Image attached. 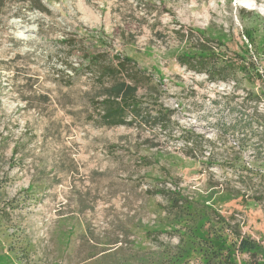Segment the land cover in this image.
<instances>
[{
	"label": "rangeland",
	"instance_id": "rangeland-1",
	"mask_svg": "<svg viewBox=\"0 0 264 264\" xmlns=\"http://www.w3.org/2000/svg\"><path fill=\"white\" fill-rule=\"evenodd\" d=\"M39 1L0 0V264H162L193 221L160 191L264 249V0ZM191 36L257 74L181 66ZM98 55L132 60L125 76L137 70L147 114L171 112L167 129L98 125Z\"/></svg>",
	"mask_w": 264,
	"mask_h": 264
},
{
	"label": "trees",
	"instance_id": "trees-1",
	"mask_svg": "<svg viewBox=\"0 0 264 264\" xmlns=\"http://www.w3.org/2000/svg\"><path fill=\"white\" fill-rule=\"evenodd\" d=\"M23 1L28 2L30 5H38L37 9L41 10L40 7L42 6L39 0ZM3 7L4 5L0 4V9ZM180 34L179 32L177 33V35ZM193 38L194 36H191L187 42L192 43L191 47L196 53L179 56L177 61L181 66H185L193 72L207 75L212 82L236 81L238 75L243 73L249 78L257 74L256 71L253 74L249 71V64H246L244 59L242 63L220 59V57L216 59L215 50L208 44L209 39H204L202 42L199 40L195 41ZM131 65L132 60L129 58H118L115 60L114 58L101 55L89 62L88 66H94L96 69L92 73H98L100 82L102 81L99 94L101 101L98 102V109L100 110L98 125L110 128L141 126V123H146L148 122L146 120L153 118L155 125L160 126L162 129H167L171 121V112L169 110H157L153 117L146 113L147 110L144 108V104L138 99L139 86L136 83L137 80H135L137 70L135 75L125 76L128 66ZM250 96H252V100L259 99L258 94L254 92H248L247 97ZM243 101L237 107L243 108ZM248 118L251 123L260 122V118L253 113L248 115ZM197 142V139L188 138L186 140V143L192 144L191 146L197 145ZM191 146L187 145L186 150L191 151ZM191 153L187 152V155L193 156ZM159 193L167 199L169 214H173L181 221L184 220L187 214L193 221L192 228L187 230L189 232L187 239L181 236L178 245L173 248L174 251L162 255V264H185L190 259L192 252L202 253V264H238L234 243L229 240L230 236L238 238L239 242L236 243L237 250L241 254L249 256L250 261L248 264H264V249L254 240L242 237L238 229L231 226L226 218L221 215L218 216V220L212 222L206 229L205 224L194 223L193 214L188 207L193 206V209L197 207L184 198L180 192L160 191ZM262 199H264V194ZM200 208L203 210L202 214L200 212L197 213L208 221L211 208L206 206H201ZM219 223H221L222 227L217 228Z\"/></svg>",
	"mask_w": 264,
	"mask_h": 264
}]
</instances>
